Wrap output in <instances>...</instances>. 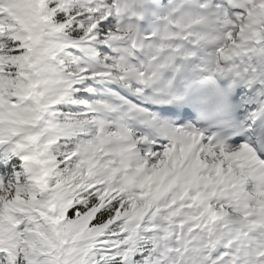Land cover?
Returning <instances> with one entry per match:
<instances>
[{"label":"snow or ice","instance_id":"6c2138e0","mask_svg":"<svg viewBox=\"0 0 264 264\" xmlns=\"http://www.w3.org/2000/svg\"><path fill=\"white\" fill-rule=\"evenodd\" d=\"M0 264H264V0H0Z\"/></svg>","mask_w":264,"mask_h":264}]
</instances>
